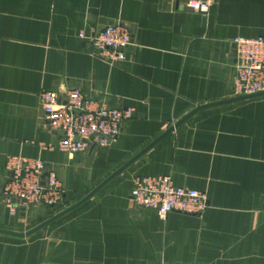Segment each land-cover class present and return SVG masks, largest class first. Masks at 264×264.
<instances>
[{
    "label": "crops",
    "instance_id": "1",
    "mask_svg": "<svg viewBox=\"0 0 264 264\" xmlns=\"http://www.w3.org/2000/svg\"><path fill=\"white\" fill-rule=\"evenodd\" d=\"M111 24L133 37L119 66L80 38ZM258 37L264 0L209 13L187 0H0V264H264V97L230 101L235 41ZM72 88L133 112L116 142L50 148L64 134L41 95ZM12 159L55 171L60 205L14 211L2 194ZM149 175L206 194L208 209L137 207L135 180Z\"/></svg>",
    "mask_w": 264,
    "mask_h": 264
},
{
    "label": "built area",
    "instance_id": "2",
    "mask_svg": "<svg viewBox=\"0 0 264 264\" xmlns=\"http://www.w3.org/2000/svg\"><path fill=\"white\" fill-rule=\"evenodd\" d=\"M218 0H187V8L209 13ZM96 50L102 61L119 66L127 61V51L133 45L130 30L111 24L93 34L80 33ZM237 65L232 84L234 97L264 93V37L235 41ZM43 111L49 128L64 134L56 147L68 155L77 156L97 145L116 142L122 128L133 119L131 110L113 108L104 101L92 99L83 89L65 92L44 91ZM10 178L3 188L6 201L14 200L12 209L31 210L40 206L60 205L63 187L58 174L41 160L12 159ZM131 197L137 207L156 211L162 218L173 212L202 216L208 209L207 195L196 190L177 188L172 179L149 175L138 177Z\"/></svg>",
    "mask_w": 264,
    "mask_h": 264
},
{
    "label": "water",
    "instance_id": "3",
    "mask_svg": "<svg viewBox=\"0 0 264 264\" xmlns=\"http://www.w3.org/2000/svg\"><path fill=\"white\" fill-rule=\"evenodd\" d=\"M260 97H264V93H260V94H256V95H251V96H240V97H235L234 99H232V100H230V101H244V100H250V99H255V98H260ZM204 108H206V107H198V109L194 112V113H196V112H198V111H200V110H202V109H204ZM193 113V114H194ZM192 115H190V116H188V117H186V118H184L182 121H180L175 127H178V126H180L181 124H183V123H185L188 119H189V117H191ZM175 128H172V129H170V131L169 132H171V131H173ZM165 136V135H164ZM160 140V139H159ZM157 142V141H156ZM141 156V154L138 156V157H140ZM136 160V159H135ZM135 160H133V161H135ZM133 161H131L130 163H128L126 166H124L123 167V169L122 170H124L125 168H127ZM121 170V171H122ZM120 171V172H121ZM119 174V173H118ZM67 212H69V211H67ZM67 212H65V213H67ZM64 213V214H65Z\"/></svg>",
    "mask_w": 264,
    "mask_h": 264
}]
</instances>
